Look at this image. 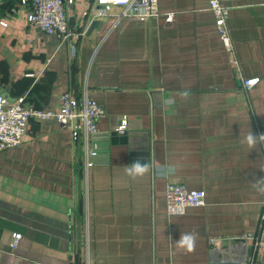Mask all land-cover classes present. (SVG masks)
I'll return each instance as SVG.
<instances>
[{
	"label": "crops",
	"instance_id": "obj_1",
	"mask_svg": "<svg viewBox=\"0 0 264 264\" xmlns=\"http://www.w3.org/2000/svg\"><path fill=\"white\" fill-rule=\"evenodd\" d=\"M17 2L0 7L4 98L54 111L63 93L85 91L104 117L86 174L55 120L30 121L21 144L0 152V264H210L211 238L259 232L264 158L247 137L264 133V0L229 4L236 66L207 0H158L156 17L118 23L85 20L92 0H73L74 54L29 26L26 9L13 13ZM137 160L143 174L130 171ZM167 184L204 191V205L168 216ZM184 233L196 237L192 251L175 243ZM252 253L264 264V249Z\"/></svg>",
	"mask_w": 264,
	"mask_h": 264
},
{
	"label": "built area",
	"instance_id": "obj_2",
	"mask_svg": "<svg viewBox=\"0 0 264 264\" xmlns=\"http://www.w3.org/2000/svg\"><path fill=\"white\" fill-rule=\"evenodd\" d=\"M236 0H207L208 9L215 20L219 40L225 52L230 56L233 66L237 63L233 57L232 42L229 36L227 20L230 10L229 4ZM73 0H18L12 8L13 13L26 9V22L40 33L55 36L61 42L71 44V52L75 49L72 40L75 34L69 24L68 12ZM115 9H118L115 11ZM158 14V0H92L90 7L83 12L82 17L87 21L101 20L113 17L115 23L126 17L142 19L154 18ZM173 14L167 15L171 21ZM5 26V23L1 22ZM258 83V78L242 81L243 90H249ZM58 110H45L25 106L24 98L7 101L0 90V152L15 148L21 144L28 132L30 121L45 122L55 120L69 131L72 142L81 148L83 158L81 167L86 174L93 166L94 151L89 148L88 138L97 133L96 123L104 117L102 108L92 100L85 91L79 97L72 92H65L59 97ZM126 123L122 121L114 132L123 134ZM264 134L258 132V135ZM264 158V140H260ZM205 192L202 190H188L179 184H167L165 187V206L168 216H182L187 208L204 205ZM264 208V202H263ZM21 240V235H11L9 247L15 250ZM223 240L211 238L209 240L210 264H256L254 251L264 249V211L260 216L259 232L246 233L233 237L222 244Z\"/></svg>",
	"mask_w": 264,
	"mask_h": 264
},
{
	"label": "clouds",
	"instance_id": "obj_3",
	"mask_svg": "<svg viewBox=\"0 0 264 264\" xmlns=\"http://www.w3.org/2000/svg\"><path fill=\"white\" fill-rule=\"evenodd\" d=\"M259 136L260 140H264V134L261 135H253L251 132L249 133L247 137V141L249 145H252L255 143L256 137ZM147 170L145 165H142L140 161H134L130 171L134 174H143ZM177 245H179L182 248H186L187 251H192L195 248L196 244V237L192 233H184L180 235V238L178 241L175 242Z\"/></svg>",
	"mask_w": 264,
	"mask_h": 264
},
{
	"label": "water",
	"instance_id": "obj_4",
	"mask_svg": "<svg viewBox=\"0 0 264 264\" xmlns=\"http://www.w3.org/2000/svg\"><path fill=\"white\" fill-rule=\"evenodd\" d=\"M8 2H9V0H8V1H5V2H2V3L0 4V7L6 5Z\"/></svg>",
	"mask_w": 264,
	"mask_h": 264
},
{
	"label": "trees",
	"instance_id": "obj_5",
	"mask_svg": "<svg viewBox=\"0 0 264 264\" xmlns=\"http://www.w3.org/2000/svg\"><path fill=\"white\" fill-rule=\"evenodd\" d=\"M8 3H9V2H8ZM8 3H7V4H8Z\"/></svg>",
	"mask_w": 264,
	"mask_h": 264
}]
</instances>
